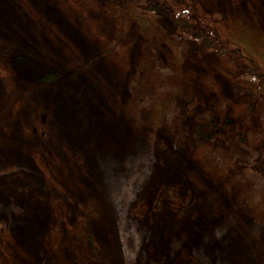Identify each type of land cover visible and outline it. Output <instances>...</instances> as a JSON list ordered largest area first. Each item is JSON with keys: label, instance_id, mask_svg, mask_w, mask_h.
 I'll return each instance as SVG.
<instances>
[{"label": "rangeland", "instance_id": "1", "mask_svg": "<svg viewBox=\"0 0 264 264\" xmlns=\"http://www.w3.org/2000/svg\"><path fill=\"white\" fill-rule=\"evenodd\" d=\"M263 79L264 0H0V264H264Z\"/></svg>", "mask_w": 264, "mask_h": 264}, {"label": "trees", "instance_id": "2", "mask_svg": "<svg viewBox=\"0 0 264 264\" xmlns=\"http://www.w3.org/2000/svg\"><path fill=\"white\" fill-rule=\"evenodd\" d=\"M261 162L262 161L260 159H257L245 161L241 165L243 177L254 187H264V170L262 168Z\"/></svg>", "mask_w": 264, "mask_h": 264}]
</instances>
